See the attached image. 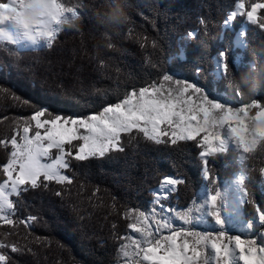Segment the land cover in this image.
<instances>
[{"label":"trees","instance_id":"1","mask_svg":"<svg viewBox=\"0 0 264 264\" xmlns=\"http://www.w3.org/2000/svg\"><path fill=\"white\" fill-rule=\"evenodd\" d=\"M59 2L76 9L77 17H69L72 23L61 26L51 46L45 41L40 49L20 50L19 44L0 41V141L8 142L7 147L0 143V183L11 137L19 140L23 120L39 108L73 116L91 114L132 88L162 79L164 73L195 82L212 98L222 97L230 104L241 105V98L264 103V30L259 23L250 26L246 48L240 51L234 39L245 17H236L231 28L223 23L240 0ZM254 2L264 0H244L246 10ZM113 13L118 14V23H101ZM189 32L194 35L189 37ZM220 50L227 51L230 69L228 77L217 81ZM34 131L33 121L29 135ZM121 146L122 151L114 149L104 157L73 160L66 170L71 185L53 182L12 198L15 210L5 214L13 224L0 220V245H7L0 247V254L9 257L7 264L129 263L136 257L130 238L141 239L128 229L134 219L130 214L159 216L154 191L165 177L185 181L169 203L172 217L190 211L192 217L212 222L207 212L210 190L220 188L224 214L232 200L230 186L241 173L253 201L244 205L245 220L253 223L256 207L264 209L260 173L264 153L259 148L249 155L244 172L236 151L209 157L213 185L203 177L201 149L195 141L157 144L142 135L125 136ZM13 245L20 251L12 252ZM122 245H128V256Z\"/></svg>","mask_w":264,"mask_h":264},{"label":"snow or ice","instance_id":"2","mask_svg":"<svg viewBox=\"0 0 264 264\" xmlns=\"http://www.w3.org/2000/svg\"><path fill=\"white\" fill-rule=\"evenodd\" d=\"M260 9H264V2H254L250 10H246L244 0H240L236 10L223 23L227 26L237 15L246 16L248 22L259 23V28L264 30V20L258 22ZM69 13L72 20L77 17L76 9L65 7L59 0L0 2V41L8 42L15 35L33 45L46 40L51 46L61 26L72 23ZM119 19L118 14L113 13L101 23L108 26L118 23ZM187 35L191 37L194 33ZM113 46L108 43L109 48ZM153 47H156L155 43ZM229 69L227 51L220 50L216 70L228 77ZM252 110H255L254 115H250ZM33 121L35 131L30 136ZM141 135L157 144L168 140L173 145L177 141H195L201 149L203 177L209 180L212 170L209 165L213 163L209 157L229 151L230 146L238 151L242 162L258 148L264 153V103L256 99L246 102L241 98L240 106H232L212 98L208 90L195 82L164 73L162 79L132 88L122 98L91 114L73 116L39 108L30 119L23 120L19 140L16 135L10 139V156L2 166L5 179L0 183V220L13 224V219L5 214L15 210L10 197H19L30 188H48L53 182L71 185L73 180L64 174V170L71 167L73 160L82 162L89 157H104L114 149L122 151L123 137L131 139ZM0 143L7 147V141ZM260 173L264 175V168ZM245 181L243 173L235 180L238 199L251 204L253 201ZM209 182L215 185V181ZM182 183L185 181L180 178L165 177L163 181L167 185L165 191L172 192ZM55 194L62 196L60 191ZM160 199L156 197L158 204ZM160 208L162 212V204ZM221 208L222 193L219 187H214L207 197V212L219 226L218 231H197L191 227L178 229L163 215L157 219L153 212L150 218L144 211H139L130 214L134 219L128 229L139 234L141 239L126 238L131 239L135 255L142 254L141 264H264V209L259 206L255 209L259 223L257 232L242 238L226 232ZM179 215L184 224L192 223L190 211ZM254 227L248 222L249 229ZM164 231L169 234L164 235ZM127 248L128 245H122L125 256H128ZM11 251L20 249L13 245ZM8 260V256L0 254V262L7 264Z\"/></svg>","mask_w":264,"mask_h":264},{"label":"rangeland","instance_id":"3","mask_svg":"<svg viewBox=\"0 0 264 264\" xmlns=\"http://www.w3.org/2000/svg\"><path fill=\"white\" fill-rule=\"evenodd\" d=\"M236 10V9H235ZM264 11V9H260L258 11V21L260 20V15L261 12ZM69 17H71L70 15H68ZM237 17H241L239 15H237ZM244 20V25L243 28H241V30L236 34L235 39H234V43H235V47L240 50L243 51L246 48V41H245V34L246 31L248 30V28L254 24H252L251 22L247 21L246 16ZM234 21V20H233ZM232 22H230L226 27L227 28H231L232 26ZM258 24V23H257ZM255 24V25H257ZM46 40H40L37 44L33 45L31 42L26 41V40H22L21 38L13 35L12 39L10 41H8L9 43H14V44H19L20 45V50H28V49H40L42 46V43L45 42ZM4 42V41H2ZM217 62V59L215 61V63ZM240 61H237V63H239ZM222 74L219 73L216 70V79L217 81H220L222 79ZM215 99L220 100L221 102H224L226 104L232 105V106H240V104H230L227 103L222 97H216ZM255 113V110H254ZM250 115H254V114H250ZM236 151L238 154V158H239V153L238 151L234 148L230 146L229 151ZM228 152V151H227ZM247 155V154H246ZM246 161H241L239 159V162L241 164L242 167V171H245L246 168ZM67 170V169H66ZM66 170H64V174L66 175ZM170 178H175V177H170ZM235 180L233 184H231V198L228 202H227V208L226 212L223 214V219L225 220V230L229 235H241L242 238H248L252 235H254L257 230L259 229V223H258V217L256 216L253 224L255 225V227L253 229H249L248 228V221L245 220V217L243 216V209H244V203L242 200L238 199V191L236 190L235 187ZM164 181V180H163ZM162 181V184L159 186V188L154 191V203L156 205H158V215L157 219L160 217V215H163V217L167 220H170L172 225L175 228H189L191 227L193 230H197V231H218L219 230V226L215 224L214 222V218L212 219V222L209 220H207L206 218H204L203 216H197V217H192V223L190 225H186L184 224L183 220L181 219V216L178 217H172V209L169 205V203L172 200V196L177 192L178 189V185L176 186V191L172 192V191H165V189L167 188V185H164ZM207 181V180H206ZM262 187H264V175H263V182L261 184ZM15 196L10 197V199H12ZM156 197H160V203L158 204L156 201ZM160 204L163 205V211L161 212V208H160ZM9 212V211H8ZM153 229H155V225L153 224ZM164 235L169 234L167 231L163 232ZM136 259V260H135ZM135 259H131V261H129V263L126 264H141L142 261V254L141 256H136ZM133 262V263H132ZM143 264H147V262H143Z\"/></svg>","mask_w":264,"mask_h":264}]
</instances>
